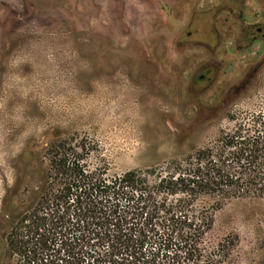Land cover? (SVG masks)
I'll return each instance as SVG.
<instances>
[{
	"label": "rangeland",
	"instance_id": "1",
	"mask_svg": "<svg viewBox=\"0 0 264 264\" xmlns=\"http://www.w3.org/2000/svg\"><path fill=\"white\" fill-rule=\"evenodd\" d=\"M259 24L264 0H0V251L56 153L161 169L264 115V42L238 37ZM191 206L209 264H264V198Z\"/></svg>",
	"mask_w": 264,
	"mask_h": 264
},
{
	"label": "trees",
	"instance_id": "2",
	"mask_svg": "<svg viewBox=\"0 0 264 264\" xmlns=\"http://www.w3.org/2000/svg\"><path fill=\"white\" fill-rule=\"evenodd\" d=\"M57 153L32 210L5 235L17 264H209L200 196L264 198V115L161 169L107 175Z\"/></svg>",
	"mask_w": 264,
	"mask_h": 264
},
{
	"label": "flooded vegetation",
	"instance_id": "3",
	"mask_svg": "<svg viewBox=\"0 0 264 264\" xmlns=\"http://www.w3.org/2000/svg\"><path fill=\"white\" fill-rule=\"evenodd\" d=\"M238 37H242V42L246 44V47L250 45L251 43L255 41H261L264 42V25H258L255 27V31L253 29H248L246 33H239ZM217 47H220L218 45ZM210 73H212V68L211 67H206L204 69L203 75H200L198 77V81H201L204 77H207ZM197 79L193 81V84L198 83Z\"/></svg>",
	"mask_w": 264,
	"mask_h": 264
}]
</instances>
